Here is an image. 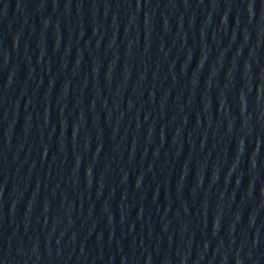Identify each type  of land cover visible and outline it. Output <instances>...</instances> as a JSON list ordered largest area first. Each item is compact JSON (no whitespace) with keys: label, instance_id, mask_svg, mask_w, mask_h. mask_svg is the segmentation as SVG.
Here are the masks:
<instances>
[{"label":"water","instance_id":"95a60500","mask_svg":"<svg viewBox=\"0 0 264 264\" xmlns=\"http://www.w3.org/2000/svg\"><path fill=\"white\" fill-rule=\"evenodd\" d=\"M0 264H264V0H0Z\"/></svg>","mask_w":264,"mask_h":264}]
</instances>
